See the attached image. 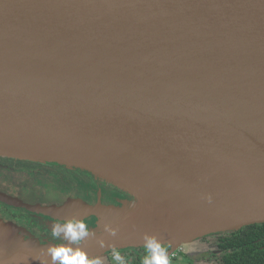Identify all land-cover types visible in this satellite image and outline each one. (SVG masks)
<instances>
[{"label":"water","instance_id":"1","mask_svg":"<svg viewBox=\"0 0 264 264\" xmlns=\"http://www.w3.org/2000/svg\"><path fill=\"white\" fill-rule=\"evenodd\" d=\"M0 43L38 55L0 53V157L84 171L132 197L42 206L0 192V203L96 217L81 247L102 258L142 248L145 233L172 254L264 224V0H0ZM185 148L230 166L235 178H216L229 192ZM57 245L0 219V264H51Z\"/></svg>","mask_w":264,"mask_h":264},{"label":"flooded vegetation","instance_id":"2","mask_svg":"<svg viewBox=\"0 0 264 264\" xmlns=\"http://www.w3.org/2000/svg\"><path fill=\"white\" fill-rule=\"evenodd\" d=\"M52 166L55 165L0 157V174L2 172H7L8 174L14 176L17 172L21 174L33 172L37 174L45 173L48 175L55 171L51 168ZM75 172L79 177L78 181L82 182L83 184L87 183L89 185H94L98 187V193H96L94 199L91 200L86 198L83 199L73 197H57L52 200H47V194H43V197H39L41 194L39 196L35 195L25 197L21 193H17V191H15V189H17L16 179L14 183H11L9 185L0 182V192L5 193L14 198H18L30 205L39 204L42 206H62L70 199L82 200L92 206H96L99 203L104 206H117L119 205L117 203H120V199H132L129 194L117 189L116 187L111 184H108L105 181L97 179L89 173H81L78 170H75ZM56 174L61 175L62 177L64 176L63 171L58 172ZM11 188H13V190H10ZM32 218L41 219L42 221H44V228H41L39 224H35L34 222H32ZM0 219L6 223H12L20 227L21 229H24L31 237L35 238L36 240H39L40 242H45V240L49 241L50 239L54 240L51 234L53 225L65 222L61 220L51 219L42 215L32 214L28 211L17 209L3 203H0ZM81 220L86 223L89 230L95 228L98 222L96 217H88L85 219L81 218ZM245 228H242L235 232L216 233L209 235L196 241L191 245H186L188 247V250L184 249V245L172 254H170L171 247L166 246L168 254H170L169 264H228L227 262L229 257L233 259L239 254V251L244 250L242 248L243 246H247V244H242L243 241L238 239L236 236L239 235V233ZM59 242L64 243L63 241ZM252 246H259V248L263 250L259 242H252ZM250 249L251 247L246 249L245 252L249 253ZM120 252L122 255L125 256L128 264H140V262L143 261V257L145 255L143 247L129 248L126 250H121ZM103 259V264H116V262L112 260V252L104 256Z\"/></svg>","mask_w":264,"mask_h":264},{"label":"clouds","instance_id":"3","mask_svg":"<svg viewBox=\"0 0 264 264\" xmlns=\"http://www.w3.org/2000/svg\"><path fill=\"white\" fill-rule=\"evenodd\" d=\"M106 231L115 236L116 229L106 226ZM52 237L64 241V243L47 249L51 264H103V258L90 256L81 243L90 235L89 228L85 222L78 218L69 219L63 223L54 224ZM145 255L142 264H169L167 247L158 236L145 233L142 237ZM99 246L104 248L106 242L99 241ZM112 260L116 264H128L124 255L112 246Z\"/></svg>","mask_w":264,"mask_h":264},{"label":"rangeland","instance_id":"4","mask_svg":"<svg viewBox=\"0 0 264 264\" xmlns=\"http://www.w3.org/2000/svg\"><path fill=\"white\" fill-rule=\"evenodd\" d=\"M52 165V164H51ZM51 168L54 169L50 174L45 173H16V175L8 174L7 172H2L0 174V182L3 184H11L17 180V193H21L25 197L40 195L39 197H43V194L48 196L47 200H52L57 197L66 198V197H73V198H86V199H94L96 193H98V187L94 185H89L87 183H82L78 181V175L76 174L75 170H70L66 167L59 166L57 164H53ZM64 172V176L57 175L58 172ZM77 171V170H76ZM80 171V170H78ZM81 173H87L84 171H80ZM80 173V174H81ZM76 178V179H75ZM25 188V189H23ZM10 190H13L11 188ZM132 198V197H131ZM46 199V198H45ZM127 201L120 199V202ZM120 204V203H117ZM32 222L35 224H39L41 228H44V221L41 219L32 218ZM94 228L90 229L93 230ZM50 236V235H49ZM51 238V237H50ZM54 240L50 239L49 241L45 240V242L61 244L59 241H63L61 238H53ZM64 242V241H63ZM185 250H188V247L184 246ZM184 257V256H183ZM104 260V259H103Z\"/></svg>","mask_w":264,"mask_h":264},{"label":"bare ground","instance_id":"5","mask_svg":"<svg viewBox=\"0 0 264 264\" xmlns=\"http://www.w3.org/2000/svg\"><path fill=\"white\" fill-rule=\"evenodd\" d=\"M0 53L13 54L17 56V61L35 60V58H38V55L35 52L11 44L4 45L0 43ZM183 153L186 158H190L194 162L200 163V166L203 168L201 170H206L211 176L208 175L213 177L212 183L216 188L223 187L218 179L228 181L235 178L234 171L230 166L226 165V163L222 162L218 157L213 156L208 152L201 149L185 148ZM223 191L229 192V189L223 187Z\"/></svg>","mask_w":264,"mask_h":264},{"label":"trees","instance_id":"6","mask_svg":"<svg viewBox=\"0 0 264 264\" xmlns=\"http://www.w3.org/2000/svg\"><path fill=\"white\" fill-rule=\"evenodd\" d=\"M118 189V188H117ZM238 239L242 240L244 250L239 251V254L233 259L228 258V264H264V224L255 225L243 229L239 235H236ZM252 242H259L263 250L259 246L253 247ZM239 245V244H238ZM251 247L249 253L245 252L246 249ZM143 261L140 262L142 264Z\"/></svg>","mask_w":264,"mask_h":264},{"label":"crops","instance_id":"7","mask_svg":"<svg viewBox=\"0 0 264 264\" xmlns=\"http://www.w3.org/2000/svg\"><path fill=\"white\" fill-rule=\"evenodd\" d=\"M196 242V241H195ZM195 242H193V243H195ZM193 243H191V244H193ZM191 244H188V245H191Z\"/></svg>","mask_w":264,"mask_h":264}]
</instances>
